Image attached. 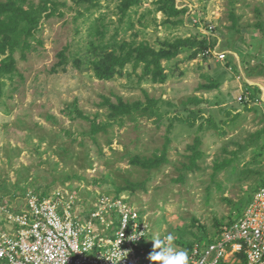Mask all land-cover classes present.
Returning <instances> with one entry per match:
<instances>
[{"label":"rangeland","instance_id":"374dc122","mask_svg":"<svg viewBox=\"0 0 264 264\" xmlns=\"http://www.w3.org/2000/svg\"><path fill=\"white\" fill-rule=\"evenodd\" d=\"M29 1L40 10L31 46L0 78V203L16 211L28 191L60 190L88 210L121 195L146 216L151 247L214 236L264 184V0H141L124 16L117 0L90 13L77 0ZM176 39L192 43L161 63L163 80L131 65L94 75L93 57L121 42ZM145 96L161 117L109 119L110 103Z\"/></svg>","mask_w":264,"mask_h":264},{"label":"built area","instance_id":"2783aa9c","mask_svg":"<svg viewBox=\"0 0 264 264\" xmlns=\"http://www.w3.org/2000/svg\"><path fill=\"white\" fill-rule=\"evenodd\" d=\"M79 202L57 190L26 192L16 211L0 203V264H152L150 225L128 198L99 196L88 210ZM178 248L190 264H264V184L219 233Z\"/></svg>","mask_w":264,"mask_h":264},{"label":"trees","instance_id":"16d2710c","mask_svg":"<svg viewBox=\"0 0 264 264\" xmlns=\"http://www.w3.org/2000/svg\"><path fill=\"white\" fill-rule=\"evenodd\" d=\"M120 2L121 15H125L129 8H132L141 0H117ZM77 4H80L84 9V13H90L92 10H96L100 6L99 0H77ZM40 10L35 9L29 0H0V78L2 75L12 74L14 70V55L16 52H25L30 48L29 38L32 36L34 30L38 26L40 20ZM90 34L103 35L99 28L94 26L91 28ZM90 35V36H91ZM192 43L189 39H176L173 43H167L165 47L160 50H155L146 42H140L137 44H130L127 42H121L117 44L116 48L110 52L104 53V55H96L91 62L94 75L97 79H107L114 76L116 73H120L125 66L131 65L133 70L140 67L143 68V72L146 75H152L153 78H159L163 80L162 74L163 61H170L175 58L180 51ZM200 46L208 48L211 44L207 38H201L199 41ZM92 52H96L97 48L92 44ZM156 80V79H155ZM253 88V87H251ZM259 92V90L256 88ZM257 92V93H258ZM252 95L250 98H253ZM109 119H121L123 117H140V116H154L161 117V113L158 107V101L154 98L145 96V101H134L132 103H119L118 105L109 104ZM188 126L192 127V124ZM91 133H96L98 130L103 129L92 125ZM197 154V153H196ZM150 162V160L144 161V163ZM150 166L156 168L158 162L149 163ZM47 193H41L46 195ZM253 195V194H252ZM252 196L246 204L235 212L236 217L242 212L243 208L249 203ZM233 216V217H234ZM229 216V220L226 225L230 224L234 219ZM221 224L217 233L221 228L225 226ZM186 248H190L191 244L180 243Z\"/></svg>","mask_w":264,"mask_h":264},{"label":"clouds","instance_id":"9594fccd","mask_svg":"<svg viewBox=\"0 0 264 264\" xmlns=\"http://www.w3.org/2000/svg\"><path fill=\"white\" fill-rule=\"evenodd\" d=\"M168 242L174 241V236L169 233L166 237ZM154 244V250L149 255L152 264H190L188 252L179 249L174 243H166L159 237L151 240ZM159 249V251H156Z\"/></svg>","mask_w":264,"mask_h":264},{"label":"crops","instance_id":"0c3cea01","mask_svg":"<svg viewBox=\"0 0 264 264\" xmlns=\"http://www.w3.org/2000/svg\"><path fill=\"white\" fill-rule=\"evenodd\" d=\"M215 66H216V68H215ZM212 68H213V69L211 70L210 73H215V74H217V73L219 72V71H218V67H217V65H213ZM4 207H5V208H8V207L5 206V205H4ZM1 215H2V213H1ZM2 216H4V215H2ZM1 220H2V219H1Z\"/></svg>","mask_w":264,"mask_h":264}]
</instances>
